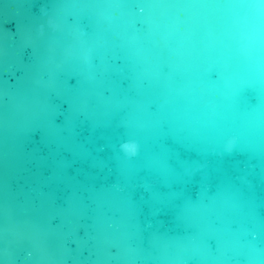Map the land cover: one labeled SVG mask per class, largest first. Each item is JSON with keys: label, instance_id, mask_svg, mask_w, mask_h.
<instances>
[{"label": "water", "instance_id": "obj_1", "mask_svg": "<svg viewBox=\"0 0 264 264\" xmlns=\"http://www.w3.org/2000/svg\"><path fill=\"white\" fill-rule=\"evenodd\" d=\"M0 264H264V0H0Z\"/></svg>", "mask_w": 264, "mask_h": 264}, {"label": "clouds", "instance_id": "obj_2", "mask_svg": "<svg viewBox=\"0 0 264 264\" xmlns=\"http://www.w3.org/2000/svg\"><path fill=\"white\" fill-rule=\"evenodd\" d=\"M140 11L143 12L144 9L141 8ZM128 144H130V143H127V142H126V143L122 144V145H121L122 150H123V151L125 152V154H127L128 156H135V155L138 153V150H139V146H138V144L131 143V144H135V146H136V150H135V152H132V153H129V152L127 151V145H128ZM29 255H31V254H29Z\"/></svg>", "mask_w": 264, "mask_h": 264}, {"label": "snow or ice", "instance_id": "obj_3", "mask_svg": "<svg viewBox=\"0 0 264 264\" xmlns=\"http://www.w3.org/2000/svg\"><path fill=\"white\" fill-rule=\"evenodd\" d=\"M135 150H136V146H135V144H128L127 145V151L129 152V153H132V152H135Z\"/></svg>", "mask_w": 264, "mask_h": 264}]
</instances>
